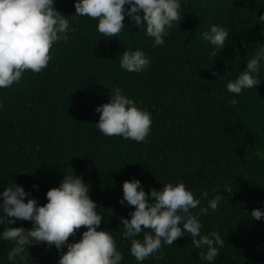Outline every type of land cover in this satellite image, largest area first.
<instances>
[{
    "label": "trees",
    "instance_id": "1",
    "mask_svg": "<svg viewBox=\"0 0 264 264\" xmlns=\"http://www.w3.org/2000/svg\"><path fill=\"white\" fill-rule=\"evenodd\" d=\"M54 8L70 22L69 39L53 46L40 73L26 70L18 83L0 89V192L16 184L43 206L46 192L72 169L104 216L97 230L114 234L122 264H137L122 237L120 218L130 219L133 210L118 203L122 183L139 179L147 193L183 181L201 206L207 205L204 192L211 199L217 191L225 200L217 212L200 217L201 233L217 231L223 240L214 264H264V221L250 216L264 207V156L256 155L264 153V70L260 87L244 90L235 97L236 105H230L233 95L225 87L264 45L259 18L264 0H181L179 26L174 24L157 47L144 36V27L130 25L127 17V27L110 37L96 31V20L72 17L74 0H55ZM212 24L229 28L225 48L215 57L201 38ZM136 48L151 57V64L141 73L123 71L117 57ZM226 72L231 74L223 77ZM114 87L151 113L144 142L104 136L96 129L94 109L108 102ZM21 226L30 229L31 222L10 225ZM85 230L82 226L68 242L79 240ZM11 247L0 240V264H9ZM201 251L184 236L173 245L162 244L142 264H207L198 258ZM58 258L54 246L34 245L23 264H56Z\"/></svg>",
    "mask_w": 264,
    "mask_h": 264
},
{
    "label": "clouds",
    "instance_id": "2",
    "mask_svg": "<svg viewBox=\"0 0 264 264\" xmlns=\"http://www.w3.org/2000/svg\"><path fill=\"white\" fill-rule=\"evenodd\" d=\"M55 0H0V89L18 83L23 73L29 70L40 73L50 59V50L60 41L69 39L72 31L70 22L54 8ZM127 6V7H125ZM75 15L96 20V31L104 36L117 37L127 17L129 24L144 27V36L150 38L152 47L163 46L169 30L181 20V0H74ZM264 20V15L259 17ZM201 38L212 46L209 55L215 57L217 50L224 49L229 38V28L217 24L201 33ZM119 67L129 73H141L148 69L151 57L142 48L125 49L118 57ZM264 70V45L258 46L245 63L243 71L225 87L233 95L230 105H236L244 90L260 87L259 77ZM231 72H226L225 76ZM216 77L217 73L212 72ZM108 102L95 107L99 114L95 124L104 136H119L124 140L144 142L150 134L152 115L138 107L133 99L124 94L120 87L108 91ZM0 100V108H3ZM258 157L264 156L260 151ZM38 190L37 185H33ZM223 191L231 195L230 186ZM201 206V199L181 181L164 184L160 189H149L136 178L122 183V207L133 208L130 219L120 218L123 226L122 237L130 242L129 254L137 264L150 256L155 257L163 245H173L184 236L191 237V244L202 249L198 258L207 264H214L223 248V240L217 231L206 235L201 233L200 217L215 213L222 201L217 191ZM28 197L25 203V198ZM32 192L14 184L0 192V240L12 243L7 252L9 264H23L29 248L34 245L55 247L59 256L56 264H122L123 253L118 249L114 234L109 230H97L104 218L99 206L89 196V186L82 177L63 175L57 187L49 189L47 202L38 205ZM199 208L193 213L192 210ZM250 216L255 221H264V207L254 208ZM14 218V219H13ZM17 221L31 222V228L10 227ZM84 227L79 240L76 231ZM143 233L142 238L140 237ZM187 234V235H186ZM66 249V251H63ZM158 258V257H156Z\"/></svg>",
    "mask_w": 264,
    "mask_h": 264
}]
</instances>
